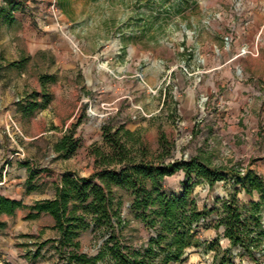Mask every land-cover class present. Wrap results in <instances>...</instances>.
<instances>
[{"label":"rangeland","instance_id":"1","mask_svg":"<svg viewBox=\"0 0 264 264\" xmlns=\"http://www.w3.org/2000/svg\"><path fill=\"white\" fill-rule=\"evenodd\" d=\"M11 6L20 21L0 27V66L23 63L22 71L10 73L13 98L22 100L24 89H35L40 75L64 81L56 87L63 92L61 104L69 109L63 129L76 125L75 136L82 142L73 161L64 167L54 163L52 171L91 174L89 148L103 145V125L123 126L153 154L160 152L164 136L173 146L168 162L205 151L217 165L239 170L252 166L256 171L264 160L261 41L249 45L258 44L257 56H239L244 45L233 52L232 42L227 46L223 36L229 33L224 22L237 18L240 0H0L6 15ZM45 38L52 48L35 53ZM24 124L10 113L2 118L1 143L11 146L10 154L16 150L31 158L32 184L43 183L41 197L51 189L53 177L44 166L53 160L50 149L58 136L48 133L31 141V136L47 132L45 120L34 130ZM182 179V173L168 178L166 191L179 194ZM234 190L232 183L220 182L210 191L201 182L194 194L200 208H210L216 198ZM120 197L127 221L122 241L138 247L152 232L127 209L129 194ZM105 236L85 232L83 252L94 255ZM213 236V231L200 233L202 242ZM187 253L188 259L178 264H210L204 247Z\"/></svg>","mask_w":264,"mask_h":264},{"label":"trees","instance_id":"2","mask_svg":"<svg viewBox=\"0 0 264 264\" xmlns=\"http://www.w3.org/2000/svg\"><path fill=\"white\" fill-rule=\"evenodd\" d=\"M11 12L5 14L0 7V23H13ZM9 11V10H8ZM43 85L41 96L30 95L32 101L25 112L44 108L50 102L46 84L54 79L48 75L39 77ZM77 126L53 145L60 159H69L79 149L75 138ZM103 145L94 144L89 154L94 158L93 173L85 178L77 173H65L53 188L54 197L24 206L21 201L8 199L0 194V216H14L26 208L27 220H35L47 214L54 220L56 239L36 245L32 259L39 257L47 245L54 251L61 264H178L184 260L187 250L205 246L212 252V264H264V181L249 168L239 170L233 166L217 165L211 154L205 151L187 160L168 162L172 145L160 137L161 150L151 153L135 133L123 126L101 127ZM27 192L40 188L33 185V171L27 169ZM183 174L181 191L170 195L165 189L168 178ZM204 182L211 191L218 183H232L234 191L226 198H216L212 207H199L194 189ZM258 193L260 201L242 202L239 193ZM121 193L129 194L127 209L152 232L140 246H129L122 241L127 226L123 215ZM0 221V230L5 228ZM213 228L221 235L205 244L198 238L199 229ZM105 236L96 253L83 252L81 237L85 232ZM221 238L229 241L223 248Z\"/></svg>","mask_w":264,"mask_h":264},{"label":"crops","instance_id":"3","mask_svg":"<svg viewBox=\"0 0 264 264\" xmlns=\"http://www.w3.org/2000/svg\"><path fill=\"white\" fill-rule=\"evenodd\" d=\"M241 8L237 11V18L230 17L225 20L224 26L229 31L224 32L226 35H231L232 38V51L236 52L240 49L242 45H252L255 41H261V48L264 52V13L260 11V5L257 0H240ZM14 21L11 24L3 25L11 28L14 24L20 21L16 16L13 17ZM248 21L247 26L243 25V22ZM48 39H44L41 47L35 49V53L40 50H48L52 48L51 43ZM21 61L5 63L0 66V120L9 113L12 114L16 119L25 122V127L34 130L37 126V122L45 120V126L47 127L46 133H41L36 136H31L29 139L31 141L38 140L39 138L45 136V134L52 133L58 136L55 142L51 145L50 158L51 160L47 165L44 166L45 172L51 175L53 178H48L50 180L49 185L51 189L44 190L47 195L39 196L40 188L27 192V178L28 167H32V160L28 157H23L19 151L14 150L13 154L8 152L11 146L1 143L0 137V194L8 199L21 201L24 206H31L36 201L49 200L54 197V186L58 184L65 173L71 172L76 173L73 170L63 169L52 171V166L64 167L67 162L73 161L76 154L69 159H60L58 155L53 150V145L65 134L66 129H63L62 120L65 119L66 113L68 112V105L61 104V96L63 92L57 88H61L62 84H65L62 80L54 79L53 82L46 84V93L50 95V102L44 108H38L33 112H25L23 107H27L32 101L30 95L34 92L39 94L38 102L43 105L42 98L40 95L45 92L43 90V85L39 80L35 89L30 90L24 89L25 93L22 96V100H15L11 94L13 90V82H11L10 73L15 71H22L23 63ZM1 64V62H0ZM244 66V65H243ZM226 70V69H225ZM231 70V67H229ZM244 70H246L244 66ZM258 79L264 82V74H259ZM57 87V88H56ZM66 87V86H64ZM56 88V89H55ZM57 112V115L55 114ZM75 138L79 141V148L82 145L80 139L76 136ZM99 140H102V134L100 131ZM91 161L94 162V158L89 156ZM57 164V165H56ZM259 166L254 171L259 175L264 181V160L257 163ZM252 170V166L249 168ZM55 172V173H53ZM93 173V172H92ZM91 173V174H92ZM78 174V173H77ZM90 173L86 176L80 175L81 177H89ZM43 183H39L40 187ZM46 184V183H45ZM44 184V185H45ZM239 198L243 202L249 201H260L261 196L258 193H253L249 196L245 193H239ZM240 200V201H241ZM29 211L26 208L18 209L14 216L10 217L7 215H1L0 221L5 223V228L0 230V264H61L55 255L54 251L49 245L44 247L39 254V257L32 259V254L36 249V245L47 240L56 239L58 233L52 227L54 225V220L51 216L47 214H41L38 219L27 220L26 216ZM43 220L46 221L43 224ZM213 231L214 236L211 241L204 242L208 244L218 238L221 235V231H216L213 228L209 229H199L198 238H200L201 232ZM82 240V237H81ZM223 248L229 247V241L221 238L220 241ZM204 254L210 260V264L213 262L212 252L205 251ZM193 249V248H191ZM47 253V254H46ZM188 259V253L185 255V260Z\"/></svg>","mask_w":264,"mask_h":264},{"label":"built area","instance_id":"4","mask_svg":"<svg viewBox=\"0 0 264 264\" xmlns=\"http://www.w3.org/2000/svg\"><path fill=\"white\" fill-rule=\"evenodd\" d=\"M259 2V7H260V11L264 13V0H257ZM51 10H52V13H53V16H56V9H55V5H52L51 6ZM249 24V22L246 20L244 22V26H247ZM225 43L227 46H230L231 45V42H232V38H231V35H226L225 38ZM256 43H258V40L256 41ZM252 47H250L249 45H244L241 49H240V52H239V56H242V55H246V54H250L252 56H257L259 54V48H258V44H256Z\"/></svg>","mask_w":264,"mask_h":264}]
</instances>
